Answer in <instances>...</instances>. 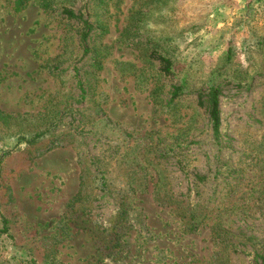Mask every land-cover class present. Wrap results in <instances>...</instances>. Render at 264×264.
<instances>
[{
    "label": "rangeland",
    "instance_id": "374dc122",
    "mask_svg": "<svg viewBox=\"0 0 264 264\" xmlns=\"http://www.w3.org/2000/svg\"><path fill=\"white\" fill-rule=\"evenodd\" d=\"M22 1L0 0V264H264V0Z\"/></svg>",
    "mask_w": 264,
    "mask_h": 264
},
{
    "label": "trees",
    "instance_id": "16d2710c",
    "mask_svg": "<svg viewBox=\"0 0 264 264\" xmlns=\"http://www.w3.org/2000/svg\"><path fill=\"white\" fill-rule=\"evenodd\" d=\"M24 4L22 0H19L18 2V7L16 8V11H21L24 8ZM69 14H71L73 16L72 12H68ZM86 25L88 27H90L89 23L86 22ZM88 38V33H85L82 36V43L84 45V50L87 53L89 51L88 47L86 46V41ZM157 58L161 63V67H162V71L167 74L170 75L172 73V60L160 53H157ZM76 71V75H78V71ZM80 88L83 91V84L80 82L79 83ZM180 89L179 88H175L174 91V97H176L177 95H179ZM219 95H220V89L219 87H212L210 88V90L207 92L206 96L208 97V102H209V116H210V120H211V124H212V130H213V135L214 138L216 140L219 139L220 134H221V112H220V100H219ZM0 114L5 116V118L9 119L12 118L11 115H4L2 111H0ZM40 135L36 136L32 142L36 141L37 138H39ZM3 224H4V231L8 232V223L7 220L4 219L3 220Z\"/></svg>",
    "mask_w": 264,
    "mask_h": 264
}]
</instances>
